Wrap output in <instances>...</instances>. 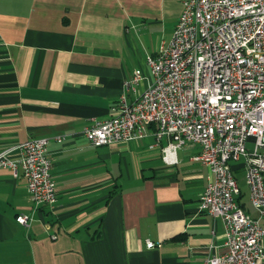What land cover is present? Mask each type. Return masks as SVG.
<instances>
[{
	"label": "crops",
	"instance_id": "crops-1",
	"mask_svg": "<svg viewBox=\"0 0 264 264\" xmlns=\"http://www.w3.org/2000/svg\"><path fill=\"white\" fill-rule=\"evenodd\" d=\"M183 1L0 0V151L19 158L21 142L51 138L58 187L55 205L34 209L22 169L0 167V264H206L227 250L223 218L199 209L214 178L199 144L166 158L168 139L151 148L155 126L102 146L83 133L112 115L137 69L139 90L149 86L148 57L172 37ZM233 166L240 204L257 216L243 161Z\"/></svg>",
	"mask_w": 264,
	"mask_h": 264
},
{
	"label": "built area",
	"instance_id": "built-area-1",
	"mask_svg": "<svg viewBox=\"0 0 264 264\" xmlns=\"http://www.w3.org/2000/svg\"><path fill=\"white\" fill-rule=\"evenodd\" d=\"M153 80L137 69L112 106V115L95 119L83 133L95 146L136 141L152 126L165 157L188 143L199 144L197 159L214 178L200 197L199 209L220 215L227 250L206 264H260L264 259V0H184L173 35L148 57ZM134 93L132 99L130 94ZM65 136L56 140L62 142ZM51 138H31L0 151V167L27 180L33 208L55 205L58 187L52 175ZM251 143V145H250ZM252 146V148L250 147ZM243 161L250 199L258 215L240 204L242 188L234 163ZM28 214L17 221L29 226ZM148 248L156 246L146 239Z\"/></svg>",
	"mask_w": 264,
	"mask_h": 264
},
{
	"label": "rangeland",
	"instance_id": "rangeland-1",
	"mask_svg": "<svg viewBox=\"0 0 264 264\" xmlns=\"http://www.w3.org/2000/svg\"><path fill=\"white\" fill-rule=\"evenodd\" d=\"M250 145H251V143H250ZM251 148H252V146H250Z\"/></svg>",
	"mask_w": 264,
	"mask_h": 264
}]
</instances>
